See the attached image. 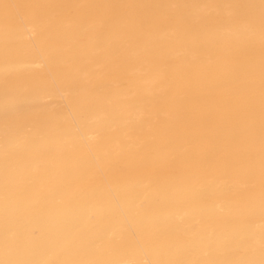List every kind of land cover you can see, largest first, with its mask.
Segmentation results:
<instances>
[{"label":"bare ground","instance_id":"6f19581e","mask_svg":"<svg viewBox=\"0 0 264 264\" xmlns=\"http://www.w3.org/2000/svg\"><path fill=\"white\" fill-rule=\"evenodd\" d=\"M0 264H264V0H0Z\"/></svg>","mask_w":264,"mask_h":264}]
</instances>
